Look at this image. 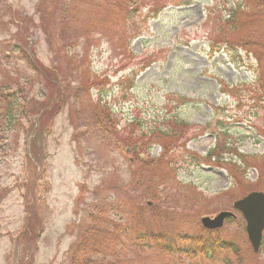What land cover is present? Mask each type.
Wrapping results in <instances>:
<instances>
[{"label":"rangeland","instance_id":"1","mask_svg":"<svg viewBox=\"0 0 264 264\" xmlns=\"http://www.w3.org/2000/svg\"><path fill=\"white\" fill-rule=\"evenodd\" d=\"M89 1L91 5L81 0L76 11L67 12L68 0H58L64 14L74 17L65 21L61 8H53L48 0H0V114L8 95L25 99L24 113L16 114L11 127L0 116V264H67L88 217L106 202L111 210L107 213L115 214L119 201L121 213L109 218L119 219L128 231L148 220L146 205L160 215L158 222L152 218L147 226L153 232L162 226L169 235H198L202 218L231 212L236 219L225 222L217 236L237 246L244 264H264V234L259 253L252 254L244 223L232 210V204L248 193L264 194V103H256L260 97L264 101V91L255 84L258 71L264 73L262 1L168 0V8L154 13V4L167 0H136L138 9L130 15L124 9L127 0ZM47 5L55 18L49 38L42 30ZM232 11L234 32L217 38L216 22L231 20ZM63 29H69L68 38ZM85 36L90 38L88 47ZM244 41L259 47H243ZM31 55L55 68L54 77L44 81L31 71L24 59ZM132 74L134 86L126 90ZM90 77L101 83L90 87ZM176 96L188 103L179 108L168 104ZM98 98L116 116L117 130L132 121L146 131L162 128L166 119L176 117L198 128L187 152L205 157L219 134L220 143L241 158L219 150L224 153L218 164L181 163L154 199L148 197L152 190L143 193L135 181L150 182L149 173L127 166L131 156L116 137L93 132ZM42 109L38 122L50 128L44 141L39 132L30 142L37 152L47 144L35 176L26 157L25 135ZM159 154L160 148L154 146L148 158ZM159 173L164 174L162 169L154 172L155 184L161 181ZM129 183L134 191L127 187L119 198L115 188ZM130 196L137 202L131 204L126 199ZM137 211L141 221L133 222ZM132 244L126 240L125 256L135 260L139 254L150 264L221 260H163L149 248L140 250ZM149 256L155 257L153 261Z\"/></svg>","mask_w":264,"mask_h":264},{"label":"trees","instance_id":"2","mask_svg":"<svg viewBox=\"0 0 264 264\" xmlns=\"http://www.w3.org/2000/svg\"><path fill=\"white\" fill-rule=\"evenodd\" d=\"M48 1L53 6V8H55L56 5L61 8L58 0ZM80 1L81 0H68V3L65 5L67 12L76 11L80 5ZM136 2V0H127L124 9H127L128 15L134 14L137 11L138 5ZM160 2L162 3L161 6H159V4H154L153 7H156V9L153 10L154 13H159L166 5L170 4L168 0L166 2ZM89 4L91 5L92 2L85 0V6H88ZM47 6H49V8H46V18L43 14L44 22L42 23V30L49 38L51 36L50 25L53 24L55 18L51 17V6ZM61 10L63 13V20H74V17L69 18L68 15L64 14L62 8ZM234 15L235 11H233L232 19L228 21H222L221 19H218L216 23L220 30L216 31L218 36L217 38L223 37L225 39L226 33H230L232 31L234 32V27L236 24ZM46 19L49 20V23L47 24ZM63 20L60 21V23H65ZM67 23L68 22H66V24ZM63 26L66 27V25ZM68 32L69 29H63V37L68 38ZM240 43L243 47H259V45L255 46L249 41ZM90 44V38L85 36L84 45L88 47ZM24 59L27 65L30 67V70L36 75L40 76L44 81H46L50 76L54 77V72L56 71L55 68L51 69L43 66L32 55L31 57L28 56ZM260 60L261 58L259 61ZM258 73L255 84L257 86V90L260 92L264 91V73L262 71H260L259 75ZM135 78L136 74H132L131 80H128L130 84L127 86L126 90H130L134 86L133 82ZM48 82L50 83V81ZM89 83L90 87H95L101 82L96 77H90L88 84ZM257 96H259V93ZM11 97L12 96L10 95L7 96L6 106L4 111L0 114L2 118L6 117L8 127L12 126L14 119L16 118V114L22 115L24 113L23 103L25 99L15 100L10 99ZM260 98L256 100L258 106L259 104L262 105V103H264L263 100L260 101ZM171 103H174L175 107L179 108L180 106L187 104L188 100H186L184 97L176 96L171 97V99L168 101V104ZM94 104V110L96 114L93 118V132L99 131L100 133H104L109 139L111 136L113 138L116 137L126 148H128L129 151L125 154L131 156V158L128 160L127 166H130V169L135 167V169L140 171H146L149 173L148 176L150 177V182L148 179H146L144 182L136 179L137 181H135V183L137 189L141 188L143 193L152 190V194H149L148 197L153 199V194L156 193L163 184L168 182V178L174 176L175 173L178 172L179 167L177 166H179L181 163L186 162V164L192 167H198L204 163L218 164L221 159L220 155L226 151H230L229 153L238 156L234 150L227 147L226 143L225 145H222L219 138H217L218 142L216 146L203 158H199L197 155L187 152L185 147L187 143L195 137L193 134L196 133L197 130L196 128L194 129V127H191L189 124L177 120L176 117L166 119L162 123V128H160L158 125L146 131L138 129V122L132 121L130 124L122 127L120 130H117L116 126L118 125V120L116 119V116L114 115L111 108L108 107L107 104L100 98L96 99ZM154 146L160 148V154L155 159H149V152ZM219 150L225 151L220 153ZM141 155H143L144 158H141ZM238 157L241 158L240 156ZM161 169L163 170L164 174L159 173L161 181L158 184H155L154 172H158ZM127 187L129 189L131 188V191H134L133 184L129 183L126 185V187L115 188V194H117L119 197V194L124 193ZM126 199L130 201L131 204L137 202V198L133 199L131 196L130 198L126 197ZM155 200L158 201L157 199ZM106 203H103L101 207L98 208L96 214L93 213V215L88 217L87 223L83 226L82 231L78 236L77 243L71 248L68 254L67 264H136V262L150 264L145 263V259H143L139 254L135 257V260L129 259L127 255L125 256L123 249L126 248L127 239L132 240V248L137 247L140 248V250L149 248L154 252V254H156V257L162 258L163 260L171 261L172 258L175 257H185L190 260L201 259L209 263H216L217 260L221 258L220 264H244L242 254L238 250L237 246L226 240L219 239L216 232L201 230V232L195 236L181 233L169 235L163 232L164 230L162 226L157 232H153L149 228V225L147 226V221H153V218L155 219L154 221L158 222L160 215H156L158 211H150V209L156 208L153 206L150 208L148 205L144 206L145 210H147L146 215L149 217L148 220L144 221L143 225L136 223V228L132 226V228H134L133 231H128L125 226L121 225V222L118 223L119 221L117 220L119 219L113 221L109 218L112 216H117V214L119 215L121 213L123 209L122 203L119 201L117 204H114L115 214L107 213V211L110 209L108 208L109 205ZM124 210L126 212V209ZM139 211H137V219L134 218L133 222H138V220L141 221V214H139ZM130 214L131 213L129 212V215ZM161 225H163V223ZM140 228H142V230H138ZM128 233H132V237L128 238ZM227 255H229V257ZM148 258L151 260L155 257L149 256ZM153 264L155 263L153 262Z\"/></svg>","mask_w":264,"mask_h":264},{"label":"water","instance_id":"3","mask_svg":"<svg viewBox=\"0 0 264 264\" xmlns=\"http://www.w3.org/2000/svg\"><path fill=\"white\" fill-rule=\"evenodd\" d=\"M264 3V0H262ZM233 209L243 216L247 239L254 252L260 246L262 231L264 229V194L254 192L233 204ZM233 217L231 213H220L214 219L203 218L201 224L204 228L213 230L220 228L224 219Z\"/></svg>","mask_w":264,"mask_h":264}]
</instances>
